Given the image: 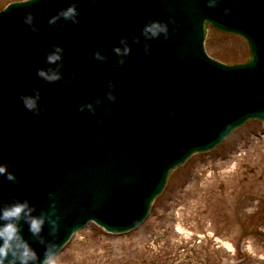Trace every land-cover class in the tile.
<instances>
[{"label":"water","instance_id":"water-1","mask_svg":"<svg viewBox=\"0 0 264 264\" xmlns=\"http://www.w3.org/2000/svg\"><path fill=\"white\" fill-rule=\"evenodd\" d=\"M73 4L78 24L49 23ZM29 13L38 30L25 23ZM149 19L168 23L167 39L144 36ZM209 26L243 37L249 61L209 57ZM123 38L131 52L117 66ZM53 45L64 49L65 67L48 83L37 70L57 67L47 63ZM33 87L46 114L23 107L20 96L35 95ZM98 98L95 114L79 111ZM254 119L264 122V0H30L0 12V163L17 176H0V208L29 199L33 215L47 216L55 199L52 219L60 217L55 232L46 219L38 236L20 221L39 256L30 264H43L51 245L59 253L91 221L112 233L135 229L176 168Z\"/></svg>","mask_w":264,"mask_h":264},{"label":"rangeland","instance_id":"rangeland-1","mask_svg":"<svg viewBox=\"0 0 264 264\" xmlns=\"http://www.w3.org/2000/svg\"><path fill=\"white\" fill-rule=\"evenodd\" d=\"M15 1L0 0V10ZM205 43L223 63L249 57L237 36L210 29ZM151 210L126 234L91 223L58 264H264V123L248 122L215 150L192 156Z\"/></svg>","mask_w":264,"mask_h":264},{"label":"clouds","instance_id":"clouds-1","mask_svg":"<svg viewBox=\"0 0 264 264\" xmlns=\"http://www.w3.org/2000/svg\"><path fill=\"white\" fill-rule=\"evenodd\" d=\"M22 3H28L30 0H20ZM93 2H99V0H93ZM217 0H209L210 6H215ZM229 11V10H226ZM80 15L78 8L75 4L62 10L57 16L51 17L49 19L50 24H55L60 17H64L67 20H70L73 24H78ZM25 23L31 25L33 30L36 29L34 25V17L29 13L25 18ZM173 19V23H174ZM144 36L148 39H159L161 35L165 39L169 36V25L165 21L149 19L148 22L144 25L143 28ZM139 41V37H135ZM121 44L124 47H115L113 51L117 53L121 59L117 66H123L130 52L131 48L128 45L127 38L121 40ZM53 51H50L47 54V63L49 65H57L56 68H39L37 70V75L46 80L48 83H57L63 79V73L61 69L65 67L63 63V52L64 49L59 45H53ZM146 50L151 54L150 46L146 45ZM97 60H107L108 57L103 55L100 51L95 53ZM59 62V63H57ZM108 99L111 101H116L117 97L114 95L115 84L112 81L108 82ZM33 92L35 95H25L21 94L20 100L23 103L25 110L33 113L34 115H43L46 114L48 109L47 107H41V93L38 88L33 87ZM102 102L101 99H96L95 101H89L80 106L79 111L84 112L86 109L91 113H96V106ZM0 176H5L9 181H16L17 176L14 172L10 171V164L8 162L0 163ZM55 193H49L50 197H55ZM35 211L34 206L31 204L29 199H24L23 201L17 200L12 204H5L3 208H0V221H5L6 223L0 224V264H30V262L38 261V253L27 240L24 239L21 232L20 221L24 220L29 225V230L34 235H39L45 224V220L48 219L52 225H54L53 231L55 232L59 228L60 217L56 216L55 219H52L58 211L56 206V200L53 199L51 212L45 215L36 216L33 215ZM43 242V241H42ZM56 245L49 246L45 251V257L43 264H58V253L54 251ZM11 256V259L9 257Z\"/></svg>","mask_w":264,"mask_h":264},{"label":"bare ground","instance_id":"bare-ground-1","mask_svg":"<svg viewBox=\"0 0 264 264\" xmlns=\"http://www.w3.org/2000/svg\"><path fill=\"white\" fill-rule=\"evenodd\" d=\"M212 173H213V172L210 171V172L208 173V175H211ZM208 175H207V176H208ZM181 228H182V227L179 226V229L183 231V229H181ZM225 245H226L227 247H229L230 249H234V247H232V245H231L230 243H225Z\"/></svg>","mask_w":264,"mask_h":264}]
</instances>
